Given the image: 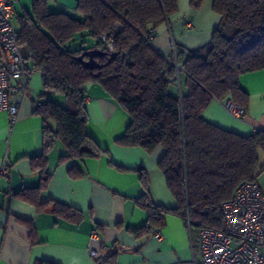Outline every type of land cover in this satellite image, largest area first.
<instances>
[{
	"label": "trees",
	"instance_id": "obj_1",
	"mask_svg": "<svg viewBox=\"0 0 264 264\" xmlns=\"http://www.w3.org/2000/svg\"><path fill=\"white\" fill-rule=\"evenodd\" d=\"M202 2L189 0V7L198 9ZM212 10L219 21L210 40L195 50L173 45L170 56L160 54L150 40L160 24H169L177 0H76L78 17L50 10L47 0H33L30 11L14 10L25 67L29 73H40L44 98L35 104V113L44 122L42 152L30 159L44 175L39 186L19 194L33 196L45 185L49 174L43 165L56 142L64 149L61 160L109 155L87 132L84 85L95 83L130 119L115 143L139 146L147 153L163 149L157 166L175 200L173 207L155 203L145 170L135 168L143 186L135 202L147 218L142 226L127 231L137 238L152 235L167 214L183 218L197 232L203 227L221 229V203L232 197L239 184L255 181L264 169L262 165L255 172L258 151L264 152V129L241 135L202 114L211 100L225 98L245 112L248 94L239 86V76L264 69V0H212ZM83 34L95 42L89 47H68ZM102 35L113 38L111 53L116 55L111 60ZM92 48L107 55L95 56L101 67L89 70L79 56ZM173 59L182 70L176 72L170 65ZM50 95L61 96L64 104ZM68 173L78 177L82 170L72 165ZM54 205L55 212L65 217L79 215L65 205ZM34 264L55 263L37 260Z\"/></svg>",
	"mask_w": 264,
	"mask_h": 264
},
{
	"label": "crops",
	"instance_id": "obj_2",
	"mask_svg": "<svg viewBox=\"0 0 264 264\" xmlns=\"http://www.w3.org/2000/svg\"><path fill=\"white\" fill-rule=\"evenodd\" d=\"M218 21L212 0H203L198 9H191L189 0H177V12L169 24L159 25L150 44L163 56L173 53V45L195 50L210 40ZM239 86L248 94L242 118H234L227 112L224 103L229 99L226 98L211 100L202 115L217 126L248 135L264 129V69L240 75ZM84 89L87 132L108 149L109 155L61 160L64 149L56 142L47 151L43 165L48 180L33 196L19 193L39 186L44 175L33 168L30 160L42 152L44 122L35 113L36 102L44 99L40 97V73L30 72L27 94L14 122L6 112L0 111V165L5 167L0 173V264H34L37 260L95 264L87 249L93 230L97 238L92 240L91 247L98 249L104 245L115 264H182L192 256L199 262L198 232L177 215H165L163 224L155 229L161 234L160 240L153 234L137 238L127 231L129 227L142 226L147 218V212L135 202L143 192L135 168L145 170L155 203L175 206L157 166L163 149L157 147L147 153L139 146L115 143L125 133L129 117L100 85L87 83ZM50 97L64 104L61 96ZM19 98L18 94L11 97ZM72 165L82 170L80 176L69 175ZM255 181L264 190V169ZM55 203L76 210L79 215L73 218L55 212Z\"/></svg>",
	"mask_w": 264,
	"mask_h": 264
},
{
	"label": "built area",
	"instance_id": "obj_3",
	"mask_svg": "<svg viewBox=\"0 0 264 264\" xmlns=\"http://www.w3.org/2000/svg\"><path fill=\"white\" fill-rule=\"evenodd\" d=\"M14 9L11 0H0V111L8 114L14 122L21 101L26 97L30 73L25 67L24 56L17 41V30L13 24ZM119 27V26H117ZM106 52H113L111 36H100ZM176 72L182 70L175 59L170 61ZM14 94L19 100H12ZM227 112L234 118H242L243 109L234 102L224 103ZM5 171L0 165V173ZM223 223L221 229L203 227L198 231L200 261L192 259L182 264H264V190L256 181L239 184L232 197L220 205ZM153 236L160 240L161 234ZM97 238L96 231L88 237L87 249L95 264H115L105 246L91 247ZM193 249L191 243V250Z\"/></svg>",
	"mask_w": 264,
	"mask_h": 264
},
{
	"label": "rangeland",
	"instance_id": "obj_4",
	"mask_svg": "<svg viewBox=\"0 0 264 264\" xmlns=\"http://www.w3.org/2000/svg\"><path fill=\"white\" fill-rule=\"evenodd\" d=\"M13 9L15 12L20 13L23 10L30 11L33 0H11ZM48 8L53 11H61L69 14L73 17H78L75 11L76 0H47ZM13 24L15 27L16 21L13 18ZM94 39L86 35H77L75 39L69 42L67 45L69 48L76 49L78 47H89ZM262 162H264V152L258 151V159L255 167V172L257 173L261 167Z\"/></svg>",
	"mask_w": 264,
	"mask_h": 264
},
{
	"label": "water",
	"instance_id": "obj_5",
	"mask_svg": "<svg viewBox=\"0 0 264 264\" xmlns=\"http://www.w3.org/2000/svg\"><path fill=\"white\" fill-rule=\"evenodd\" d=\"M106 56L107 53L101 49H87L79 56L80 63L89 70L98 69L101 67L99 63L95 60V56ZM116 53H111L109 59L111 60L115 57Z\"/></svg>",
	"mask_w": 264,
	"mask_h": 264
}]
</instances>
